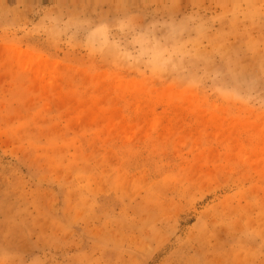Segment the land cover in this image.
I'll use <instances>...</instances> for the list:
<instances>
[{
  "label": "rangeland",
  "instance_id": "374dc122",
  "mask_svg": "<svg viewBox=\"0 0 264 264\" xmlns=\"http://www.w3.org/2000/svg\"><path fill=\"white\" fill-rule=\"evenodd\" d=\"M0 264H264V0H0Z\"/></svg>",
  "mask_w": 264,
  "mask_h": 264
}]
</instances>
